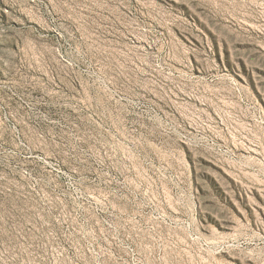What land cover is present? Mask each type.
<instances>
[{"label": "rangeland", "instance_id": "obj_1", "mask_svg": "<svg viewBox=\"0 0 264 264\" xmlns=\"http://www.w3.org/2000/svg\"><path fill=\"white\" fill-rule=\"evenodd\" d=\"M0 264H264V0H0Z\"/></svg>", "mask_w": 264, "mask_h": 264}]
</instances>
